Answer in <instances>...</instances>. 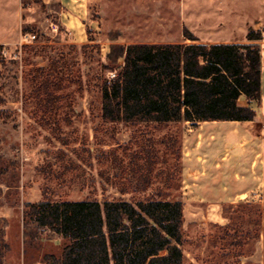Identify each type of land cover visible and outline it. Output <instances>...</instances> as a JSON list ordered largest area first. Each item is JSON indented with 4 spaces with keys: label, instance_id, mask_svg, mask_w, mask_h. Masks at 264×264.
I'll return each instance as SVG.
<instances>
[{
    "label": "rangeland",
    "instance_id": "1",
    "mask_svg": "<svg viewBox=\"0 0 264 264\" xmlns=\"http://www.w3.org/2000/svg\"><path fill=\"white\" fill-rule=\"evenodd\" d=\"M137 1L103 0L87 13L97 29L86 24L78 35L63 25L58 6H42L41 22L23 28L36 38L3 45L0 109L11 112L0 118V218L9 245L4 264H47L45 256L60 255L68 242L50 231L26 238L27 202L150 198L194 203L184 206L185 264H264V203L251 193L211 204L204 182L189 187L184 136L193 124L103 117L102 86L122 70L126 42L183 34L173 20L177 0L152 10Z\"/></svg>",
    "mask_w": 264,
    "mask_h": 264
},
{
    "label": "trees",
    "instance_id": "2",
    "mask_svg": "<svg viewBox=\"0 0 264 264\" xmlns=\"http://www.w3.org/2000/svg\"><path fill=\"white\" fill-rule=\"evenodd\" d=\"M183 35L197 42L123 46L122 70L102 86L106 120L255 118L254 105L262 99L261 30H250L243 43H201L186 27ZM10 115L0 109V118ZM183 223L182 200L43 199L27 202L24 210L26 238L50 231L68 240L60 255L45 256L47 264H185ZM5 226L0 218V264L9 249Z\"/></svg>",
    "mask_w": 264,
    "mask_h": 264
},
{
    "label": "crops",
    "instance_id": "3",
    "mask_svg": "<svg viewBox=\"0 0 264 264\" xmlns=\"http://www.w3.org/2000/svg\"><path fill=\"white\" fill-rule=\"evenodd\" d=\"M136 3L145 7L142 10L168 5L164 0H141ZM54 5L59 7L57 12L62 14L61 21L70 34L78 35L86 24L97 29L96 21L88 18L87 13L104 3L103 0H0V44H10L14 39L16 44H21L25 33L23 28L38 25L41 22V7L52 11ZM113 5L116 6V3ZM164 8L160 9L161 12L166 10ZM173 20L182 30L188 28L201 43H243L246 42V35L250 30L264 28V0H177V16ZM50 23L55 22L51 20L49 25ZM83 37L81 34V39ZM144 42L197 41L182 34L176 40H133L126 43ZM261 87L262 99L259 104L254 105L257 112L254 119L197 122L184 120L185 123L193 124L184 136L187 147L186 162L191 166L186 168L187 181L192 182L189 187L193 189H197L198 184L204 182L209 194L208 203L224 204L237 198L245 199L251 193L257 203H264V195L258 193L264 191V42ZM239 102L241 105L248 104L243 97ZM213 192L219 200L214 199ZM256 194L258 198L255 197ZM181 200L185 208L194 204L186 198Z\"/></svg>",
    "mask_w": 264,
    "mask_h": 264
},
{
    "label": "built area",
    "instance_id": "4",
    "mask_svg": "<svg viewBox=\"0 0 264 264\" xmlns=\"http://www.w3.org/2000/svg\"><path fill=\"white\" fill-rule=\"evenodd\" d=\"M50 27L53 31H58V26L56 23H50ZM36 38V34L35 33H30V32H26L24 33L23 35V41L21 42L22 44L23 43H26L25 41H28V40H34ZM261 40L262 42H264V28L261 29Z\"/></svg>",
    "mask_w": 264,
    "mask_h": 264
}]
</instances>
